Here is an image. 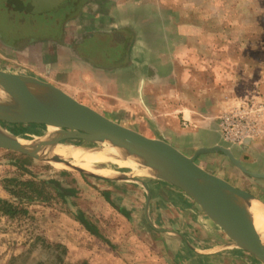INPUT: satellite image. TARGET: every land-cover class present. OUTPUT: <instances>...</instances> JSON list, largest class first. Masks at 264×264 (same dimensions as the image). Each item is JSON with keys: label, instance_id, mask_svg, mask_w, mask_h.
Listing matches in <instances>:
<instances>
[{"label": "rangeland", "instance_id": "obj_1", "mask_svg": "<svg viewBox=\"0 0 264 264\" xmlns=\"http://www.w3.org/2000/svg\"><path fill=\"white\" fill-rule=\"evenodd\" d=\"M123 24L131 25L135 35L143 37L151 45L160 68H170V74L175 71L173 77L170 76L172 85L152 91L154 98L151 111L159 115L165 109H172L176 104L175 99L180 97L191 104L199 102V106L208 104L207 101L214 103L218 89L214 90V94H206L209 89L204 83L208 76L203 67L206 66V58H220L221 54L217 53L219 46H237L242 43L253 45L255 37H260L258 42L264 45V0H85L78 16L72 17L63 28L66 29L65 37L63 33L59 42L48 39L53 43L48 44L44 51L49 58L55 57L64 64L69 62L71 68L82 67L84 71L87 70V75L82 71L78 76V71L73 69V72H51L49 76L29 52L21 54L20 49L12 48L5 42L2 44L1 41L0 70L36 76L43 81L69 82L77 87L74 95L77 101L122 126L141 129L150 120L156 121L152 116L149 118V108L142 101L137 105L138 110L133 118L128 113L126 103L115 98L117 92L126 95L127 78L131 76V70L126 68L127 53L120 49L126 40L129 43L128 34L121 31V34L117 33L120 36L113 39L92 35L100 30L114 34L117 30L113 32L111 25ZM205 28L211 31L205 33ZM114 42L120 46L116 50L109 48ZM28 48L23 46L21 49L29 51ZM233 55L232 52L228 53L230 57ZM167 58H171V63L165 61ZM140 66L134 73L136 81H140L143 72ZM192 66L200 69L199 72L189 71ZM221 72L222 69H215V73ZM105 73L111 80L103 81ZM84 75L86 81H83ZM100 80L111 84H103L104 88H101ZM191 81L194 85L188 84ZM230 92L233 93L232 89ZM80 93L88 98L79 96ZM164 95L168 98L160 104L158 98ZM0 124L26 143L31 141L34 134L42 133L45 129L40 124H8L1 121ZM186 137L185 140L189 141V136ZM63 145H78L81 149L86 147L96 155H101L104 147L98 143L70 138L61 141L53 150L57 147L60 151ZM237 146L224 143V147L231 149L233 156L241 161L245 169L264 172V156L249 158ZM259 149L264 151L263 140L259 142ZM53 150L52 153L56 154ZM194 151L183 149L189 156ZM62 158L74 165L70 157ZM108 158L103 157V160H98L99 163L93 162L92 165L130 174L128 168H119ZM195 161L206 171L247 190L264 204V179L244 174L223 153H203ZM80 164L84 166V163ZM84 170L75 171L71 167H62L57 163L40 161L0 148V199L20 208L14 217L0 212V264H151V261L154 264L152 259L161 257L154 255L153 258L145 251L159 237L169 234L154 230L157 225H145L141 206L136 216L125 217L119 213L103 198L101 180L90 175L89 169ZM121 183H127L124 187L130 190L134 189L132 185L140 186L134 181ZM128 193L133 196L131 192ZM142 201L143 198H140L139 203L142 204ZM127 203L129 205L130 199ZM79 217L94 226L98 235L91 234ZM142 257L146 262H142ZM250 257L256 259L253 255ZM159 264L180 263L172 260Z\"/></svg>", "mask_w": 264, "mask_h": 264}, {"label": "crops", "instance_id": "obj_2", "mask_svg": "<svg viewBox=\"0 0 264 264\" xmlns=\"http://www.w3.org/2000/svg\"><path fill=\"white\" fill-rule=\"evenodd\" d=\"M126 21L128 22V19ZM111 26L113 32L115 29L117 30L114 34H109L111 31L100 30L92 35L96 38L113 39L120 36L117 33L121 34L120 32L124 31V33L128 34L126 37L130 38L129 43L126 40L121 47L117 42L113 43L114 48L111 47L112 50L120 47L121 52L126 51V68L131 70V76H128V81L126 82V95L117 92L115 98L126 103L128 113L133 118H135V111L138 110L137 105L142 103V101L149 108V118L150 116L156 118L155 122L150 120L149 123L142 125L143 128L135 131L149 138L169 142L181 152H183V149L196 150L200 147L224 146V141L221 139L218 128L219 116L231 105L234 106L250 101L256 117L257 131L252 140L246 141L241 146H237V148L242 149V152L247 154L249 158L256 155L264 156V151L259 149V142L264 141V45L258 42L260 37H255V44L253 45L242 43L237 46H219L217 53H220L222 58H215L214 60L206 58V66H203L208 75L205 77L206 80H204V83L209 87L206 94H214L217 89L218 94L220 92L219 95H215L214 98L217 99L213 104L207 101L208 104L199 106V102L191 104L187 99L178 97L179 99H175L176 104L172 109H165L164 111L161 109L162 112L159 115H155L151 111L153 109L151 108L153 106L151 102L154 98L152 91L172 85L173 79L171 80L170 76L173 77V72L175 71L170 74V68H166L168 69L166 70L157 65V56L154 55L151 45L143 40V37L135 35L133 30H131L133 29L131 25ZM209 31H211L209 28H205V33H209ZM131 32L133 35H131ZM43 36H41V40H37L39 37H36L34 42L29 41L25 44H20L16 49H20L19 53L21 52L24 55L29 52L30 56L37 61L41 70L42 68L46 70L49 76L51 72L55 73L63 70H67V72L72 70L73 72V69L78 71V76L81 75V72L84 71L82 67L74 66L71 68L69 62L64 64L55 57H48L49 55L46 54L44 49L48 44H52L53 41L45 40ZM91 37L88 38L90 39ZM134 38H136L135 41ZM9 46L14 45L10 44ZM23 46L29 47V51L21 49ZM92 47L89 49L91 50ZM229 52L234 53V55L232 57L228 56ZM170 60L171 58H167L165 61L170 62ZM56 63L58 66H55ZM139 65H141L143 72L140 81H136L137 78H135L134 73L139 70ZM217 68L222 69V72L215 73ZM199 70L193 66L189 68L192 73H197ZM86 72L87 70L84 71L85 74ZM105 74L106 76L102 78L103 81L110 79L108 73ZM86 75H84L83 81H86ZM97 78L99 79L98 76ZM103 81L100 80L102 82L100 83L101 85L99 84L101 88H104L103 84L110 86L111 83H103ZM45 82L60 88L72 97L75 95L77 87L75 88L69 82H54L52 80H45ZM188 84L194 85V82L191 81ZM231 89L233 93L230 92ZM79 96L88 98L82 93ZM167 98L165 95L162 98H158L161 102L160 104L165 103ZM186 136H189V141L185 140L188 138ZM183 153L185 154V152ZM116 173L120 172L113 171L109 176L99 175L95 177L102 182L100 188L104 190L102 193L103 198H106L105 201L109 205L114 206L125 217L136 216L141 206L142 221L145 225H148V227L150 224L153 226L157 225L154 230L169 234L167 237H163L162 233H158L162 236L153 242L149 250L145 251V254H151L153 258L154 255H161L159 259H152L155 261L154 264L172 260L180 264H260L256 259L255 261L253 257H250L252 255L237 247L226 232L201 209L194 199L179 187L158 179L147 171L145 176L137 177L139 181L145 184L146 188L140 182L134 181L135 184L140 186L132 185L134 189L130 190L124 187L127 183H121L125 180L114 177ZM128 192H131L133 196L129 195ZM140 198H143L142 204L139 203ZM129 199L130 203L128 205L127 200ZM162 221L163 223H161ZM142 259V262H146L144 257ZM151 264H153L152 261Z\"/></svg>", "mask_w": 264, "mask_h": 264}, {"label": "water", "instance_id": "obj_3", "mask_svg": "<svg viewBox=\"0 0 264 264\" xmlns=\"http://www.w3.org/2000/svg\"><path fill=\"white\" fill-rule=\"evenodd\" d=\"M84 2L85 0L81 2L79 0H27L24 3L23 0H0V11L5 15L4 20L8 29L15 30L19 34L28 32L21 26L23 22H27V16L17 14L19 10L30 16L40 18L43 16L44 19L57 18L59 33L62 36L57 39L46 37L45 39L59 42L63 37L62 31L66 23L72 17L78 16ZM30 16L29 20L32 23L34 18ZM44 28L42 22H38L39 32H45ZM35 40L27 38L21 44ZM18 45L10 47L17 48ZM0 121L8 124H40L45 127H56L57 133L51 142V150L61 141L70 138L111 146L122 156L133 158L139 167L147 169L154 177L182 189L226 232L237 247L264 264V243L259 239V232L254 226L250 210L253 201L262 207L264 204L248 191L206 171L195 161L200 154L220 152L244 174L264 179V172L245 169L241 161L235 158L227 147L221 145L200 147L188 156L169 142L146 137L108 119L48 82L2 70H0ZM0 148L16 151L40 161L57 163L62 167H71L75 171H85L79 166L71 165L52 151L47 154L31 142H21L15 134L3 128L1 124ZM82 148L85 151L90 150L86 147ZM93 167L96 166L93 165ZM88 173L94 177L99 176ZM114 177L125 181H138L145 186L133 175L116 173Z\"/></svg>", "mask_w": 264, "mask_h": 264}, {"label": "bare ground", "instance_id": "obj_4", "mask_svg": "<svg viewBox=\"0 0 264 264\" xmlns=\"http://www.w3.org/2000/svg\"><path fill=\"white\" fill-rule=\"evenodd\" d=\"M57 128L53 126L45 127L42 133H36L33 135L31 141L28 143H33L37 148L41 149L44 153L50 154L51 150V142L53 138L56 136ZM21 142H25L19 138ZM26 143V142H25ZM225 143V142H223ZM229 144V143H227ZM232 145V144H231ZM103 150L101 151V155H96L91 150L85 151L80 146H70L63 145L60 148V151L55 148L53 150L59 156L70 157L73 159V164L84 168L86 170L89 169L88 172L96 174V175H107L112 170L109 169H101L99 167H93V162H98L99 159L103 160V157H109V161L114 162L119 168H128L130 170L129 175H133L135 177L145 174L148 170L143 167H139L135 160L129 156L121 155L111 146L104 144ZM223 146V145H221ZM224 147V146H223ZM231 150L230 148H228ZM232 152V151H231ZM79 162V163H78ZM80 163H84V166ZM139 178V177H138ZM251 213L253 215V222L256 230L259 232V239L262 243H264V207H262L257 202H251L250 207Z\"/></svg>", "mask_w": 264, "mask_h": 264}, {"label": "built area", "instance_id": "obj_5", "mask_svg": "<svg viewBox=\"0 0 264 264\" xmlns=\"http://www.w3.org/2000/svg\"><path fill=\"white\" fill-rule=\"evenodd\" d=\"M251 104L250 101L242 102L221 113L218 128L225 143L242 145L254 137L257 125Z\"/></svg>", "mask_w": 264, "mask_h": 264}, {"label": "flooded vegetation", "instance_id": "obj_6", "mask_svg": "<svg viewBox=\"0 0 264 264\" xmlns=\"http://www.w3.org/2000/svg\"><path fill=\"white\" fill-rule=\"evenodd\" d=\"M24 3L27 2V0H23ZM75 3V2H73ZM17 14L20 15H24L25 17L27 16V22H23V24L21 26H23V28H25L24 30H27V34H21L20 36L18 32H16L15 30H9L7 27V23L4 20V14L2 13V11H0V41L5 42L4 44H13V45H18L23 43L24 40H26L27 38H36V37H41L43 36L44 38H60L62 35H60L59 33V29H58V19L55 17H47V19H44L43 16H41L42 18L38 17V16H30L29 14H25L22 11H17ZM29 16L34 18V22H30L29 20ZM42 22L43 27L45 26V28L43 30H45V32H39L40 30H38V22ZM64 33V31H62ZM112 45V46H111ZM110 45V49L114 48L113 44ZM112 47V48H111ZM116 49V48H115Z\"/></svg>", "mask_w": 264, "mask_h": 264}, {"label": "trees", "instance_id": "obj_7", "mask_svg": "<svg viewBox=\"0 0 264 264\" xmlns=\"http://www.w3.org/2000/svg\"><path fill=\"white\" fill-rule=\"evenodd\" d=\"M19 207L12 205L6 200L0 199V212L8 217H14L19 212ZM80 222L85 226V228L91 233L98 235L97 230L88 221L79 217Z\"/></svg>", "mask_w": 264, "mask_h": 264}]
</instances>
